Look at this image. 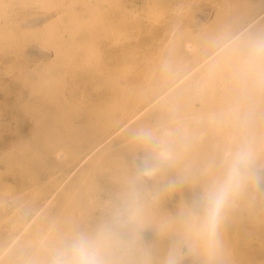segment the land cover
<instances>
[{
  "label": "bare ground",
  "instance_id": "6f19581e",
  "mask_svg": "<svg viewBox=\"0 0 264 264\" xmlns=\"http://www.w3.org/2000/svg\"><path fill=\"white\" fill-rule=\"evenodd\" d=\"M32 8L37 17L26 22L23 33L17 35L13 30L18 29V23L12 24V20ZM1 17L13 25L0 27V40H12L4 44L7 49L17 53L32 45L39 53L31 65L22 60L14 72L33 101L31 107L25 103L29 95L21 97L20 93L17 113L11 119L2 114L9 113L7 109L0 111V143H5L7 133L18 137L3 150L4 162L10 164L6 170L17 176L19 170L26 169V153L42 159L47 149H40L38 141L47 140L64 143L66 151L52 152L58 151L67 173L86 160L99 161L118 181L103 184L94 178L89 184L72 180L61 185L52 176L36 187L30 198L21 192L24 176L3 187L5 171L0 169V209H8L0 212V226L7 229L0 242V264H47L45 257H20L52 248L67 235L65 229H59L58 235L48 231L31 235L33 226L22 212L40 209L44 201L49 202L47 209L57 204L62 212L58 216L52 213L49 220L41 216L38 224L52 221L60 227L63 222L80 219L87 225L99 222L110 211L134 164L145 155L133 141L140 128L180 126L195 136L185 159L167 174L170 179L184 177V183L164 195L148 213L144 239L161 253L180 235L175 225L178 212L191 205L209 182L204 169L218 163L225 147L236 138L231 110L251 113L260 163L264 164V88L235 75L238 50L249 37L264 35V0H0ZM156 25L163 35L160 41L151 33ZM144 35L148 38L141 39ZM186 46L193 48L186 50ZM1 73L4 71L0 78L5 76ZM16 80L8 85H16ZM0 88L4 89L1 83ZM196 102L201 105L195 107ZM213 116H223V122L211 123ZM25 118H32L35 124L31 133L22 136ZM127 134L126 142H118ZM81 137L83 146L74 147L71 140ZM28 170L30 178L32 171ZM101 191H106L105 198ZM89 209L104 210L96 213ZM13 215L11 224L15 226H7ZM222 242L223 255L217 264H264V182L258 191L250 189L228 213ZM7 248H11L7 251L11 256ZM184 264L203 261L190 256Z\"/></svg>",
  "mask_w": 264,
  "mask_h": 264
},
{
  "label": "clouds",
  "instance_id": "9594fccd",
  "mask_svg": "<svg viewBox=\"0 0 264 264\" xmlns=\"http://www.w3.org/2000/svg\"><path fill=\"white\" fill-rule=\"evenodd\" d=\"M237 79L264 88V35L247 39L238 50ZM236 138L224 149L218 163L207 166L210 177L198 198L175 217L180 233L161 250L146 242L144 232L150 208L184 183L170 179V169L189 153L194 134L180 126L161 125L138 129L133 141L145 155L134 164L110 211L91 229L75 230L51 248L47 264H184L190 256L203 264H217L223 255L222 228L228 213L249 190L264 182V164L256 146L251 113L231 110ZM213 116L211 123L223 122ZM149 181L153 183L150 185Z\"/></svg>",
  "mask_w": 264,
  "mask_h": 264
},
{
  "label": "rangeland",
  "instance_id": "374dc122",
  "mask_svg": "<svg viewBox=\"0 0 264 264\" xmlns=\"http://www.w3.org/2000/svg\"><path fill=\"white\" fill-rule=\"evenodd\" d=\"M34 11H35L34 8L29 9L28 11H26L25 15H19L14 21L12 20V24H14L15 21H16L15 24L18 23L16 25V27H18V29L17 30H13L14 32H17L16 33L17 35L19 34L18 31L19 32L23 31L22 28H24V25H25L26 22H30L32 19H35L37 17V13H35L36 11L35 12ZM33 13H35V14H33ZM170 15H173V13H170ZM213 16L214 15H212V17ZM26 17H28V18H26ZM1 20L3 22L5 21V24H3ZM8 21H9V19L4 17V20H3V17H1L0 18V22H1L0 23V27H3L4 29L6 27L7 28H12V27H10L12 25L11 21L9 23V25L11 24L10 26L8 25ZM6 24H7V26H5ZM187 25H189V24H187ZM19 27H20L21 30L19 29ZM187 27H190V25L187 26ZM159 30H160L159 29V25H156L155 28H153L152 32H151L152 35H153V39H156L157 41H160L163 38V35H161L159 33ZM171 32L173 33V36L178 35V31L177 32L176 31H171ZM181 32L182 31H180L179 33H181ZM20 33H23V32H20ZM0 38H1V36H0ZM146 38H148V35H144L141 39H146ZM10 39L8 40V38H3L2 37V40H0V41H2V46L0 47V66H3V64L5 63L4 67H2L0 69V70H2L0 72L4 71V73H1V74H4L8 78V80H7V78H5V76L0 78V83L4 87V89L0 88L1 89L0 90V97L4 96L3 98H0V106H1L0 107V111L2 112V108H3V111H4V109L5 110L7 109V111L10 114L6 113V112L5 113L2 112V114H4V115L6 114L5 116H10L9 119H11V117L13 116L12 115L13 113L14 114L17 113V109L16 108H18L17 106L20 104V102H18L19 98L25 97L26 95H29L27 90L22 85L18 84L16 79H19V78L16 75L17 73L14 74V72H16V71L18 72L17 66L19 64H22L21 63L22 60H23V63H27L28 62L29 64L28 63L27 64L31 65L32 64L31 59L34 56H36L37 54L39 55V53L35 50V48H33L32 45L31 46L30 45H26L22 49V52L14 53L15 51L13 49H7L5 47V45L7 46L8 44H11L12 40H10ZM103 48H105V47H103ZM192 48L193 47H191V46L190 47L186 46L185 49L186 50H191ZM4 49H5V51H4ZM207 49H209L208 46H207L206 50ZM188 54H189V52H188ZM42 55H44V53ZM42 55H40V57H42ZM14 59L16 61H14V63H13V61H11V60H14ZM18 60H19V62H18ZM24 60H26V61H24ZM206 63H207V61L205 62V65H208ZM9 65H11L12 68H9L8 67ZM6 70L8 71L7 74L5 73ZM8 76L9 77H13V78L15 77V79H12V78L9 79ZM14 80H16V82H17L16 83L17 87L14 84L8 85V83H13L12 81H14ZM5 88H7L6 91H5V92H8L7 94H5L4 91H3V90H5ZM16 88H18V89H16ZM16 91L19 94H17ZM22 91H25L26 94L24 92H22ZM81 92H82V90H81ZM20 93H22L21 97H19ZM29 97H30V95L26 96V98H29ZM16 102H17V104H16ZM32 102L33 101L30 98L26 100L25 103L27 104V108L29 107V105ZM13 104H14L15 108H14ZM2 105H3V107H2ZM200 105H199V102L195 103V107H199ZM30 107H31V105H30ZM15 109H16V111H15ZM10 110H13V111L10 112ZM29 110H31V109H29ZM18 111L20 112L21 110H18ZM12 120H13V118H12ZM34 124H35V122H34V120L32 118H25L24 124L20 127L21 135L22 136L23 135L26 136L29 133H31L33 131V128H34ZM128 136H129V134H127V136H125V137H120L118 142H122V141L126 142L127 138H130ZM5 138H6L5 139L6 140L5 143L4 144L0 143V147L2 148V149L0 148V154H2V156H3V157H0V169H4V171H5L4 174H3V181H2L3 184H1V185L4 187L7 183L12 182V180L15 177H18V176L20 177V175H22V176H24V179L22 181L24 183L23 184L24 186L20 187L21 188V192L22 191L25 192L24 194L27 195L30 198L33 196L34 192H36L35 188L38 187L40 184H43L44 182H46L47 179H49V178L53 179L52 176H56V179H58L57 180L58 183L61 184V185H63V184L65 185V182L72 181V180H75L76 183H78L79 181H84L87 184L88 182L91 183V180L94 181V178H96L97 181H99V182H101L103 184L114 183V182L118 181V179L116 177H114L113 174H112V176L110 175V171H109L110 169L109 168L107 169L106 165L104 167V163L103 162H99V161L86 160L83 163H81V165H79V166L75 165L76 166L75 168L73 166L74 163H72L71 166L70 165L69 166L70 167L73 166L72 168H74V169L70 173H67L66 170H65L66 168L64 167L63 162L57 157L58 155H56L58 151L56 153H54V154L52 152L54 150L66 151V148H62V147H64V143H54V142H50V141H47V140L44 141V142L42 140L38 141L39 145L42 146V147H40V149H42V148L47 149V152H46L47 154L42 156V159H39L38 158L39 155H36V157H34V154L26 153L25 154V158H26V163L28 164V167H25L26 169H23L22 171L19 170L17 172V176H16V174L10 172V170H6L10 166V164H5L4 156L6 154L3 153V150L9 149L10 145L13 142H16L18 137H16L15 134L13 135V133H7V134H5ZM71 143L73 145H75L74 147L81 148L83 146V144H84V138H82V137L81 138H74V139L71 140ZM139 152H140V154L142 153L141 151H139ZM125 154H127V153H125ZM12 161H13V159H12ZM111 164H112V162L108 163V165H111ZM11 165H12L13 168H15L14 164H11ZM29 167H30V170L32 171L30 178H29L30 173H29V170H28ZM109 167H111V166H109ZM124 169H126V168H124ZM122 183H125V182L123 181ZM60 191L61 190H56L55 193H58ZM105 193H106V191H101V193H100V194H102L101 198H105V196H106ZM48 204H49L48 201L47 202L44 201L42 203V207L40 209H27L26 211L22 212L25 215L26 221L30 220V225L33 226L32 230L30 231L32 236H35V235L37 236V235H39L41 233L48 234V232L49 233L55 232L58 235L59 234V229L61 231H62V229H65L66 232H67V235H68L69 232H72V231H75V230L91 229L92 227H94L98 223V222L94 221L91 224L87 225L86 222L84 223L80 219L79 221H72L71 223L63 222V224H61L60 227L53 226L52 225V221H47V222H45L44 225L38 224V220L41 218V216H44L46 219L49 220V217H50V215L52 213H56L55 215L58 216V215H60L59 213L62 212V209L56 208L57 204L55 206L52 205L51 209H47L48 208ZM3 210H8V209H0V212H3ZM13 210H24V209H13ZM89 210L95 211L96 213H98L99 211L103 212L104 209H89ZM0 217H1V215H0ZM14 218H15V215H13V218H10V219L8 218V220L6 221V225L7 226H15V225L11 224L12 223L11 221H13ZM95 218H96V215H95ZM91 225H92V227H91ZM24 232H26V231H24ZM6 233H7V229H5L3 226H0V242H2V238H3V236ZM17 240L18 239H16V241ZM3 241L5 242L6 240H3ZM57 243L56 242L53 243L51 247H54ZM10 249L11 248H7V250H6V253L9 256L12 255L10 252H7ZM50 249L51 248H43V249L38 250L37 253L36 252H33V253L32 252H28L26 254H20L21 255L20 257H23V256L24 257H36V256H38V257H42V258L45 257V258L48 259V256H49V252L48 251Z\"/></svg>",
  "mask_w": 264,
  "mask_h": 264
}]
</instances>
